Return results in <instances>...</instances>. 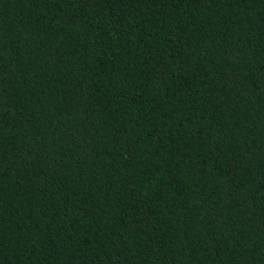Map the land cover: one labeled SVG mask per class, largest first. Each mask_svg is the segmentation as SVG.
Returning <instances> with one entry per match:
<instances>
[{
  "label": "trees",
  "instance_id": "obj_1",
  "mask_svg": "<svg viewBox=\"0 0 264 264\" xmlns=\"http://www.w3.org/2000/svg\"><path fill=\"white\" fill-rule=\"evenodd\" d=\"M0 264H264V0H0Z\"/></svg>",
  "mask_w": 264,
  "mask_h": 264
}]
</instances>
